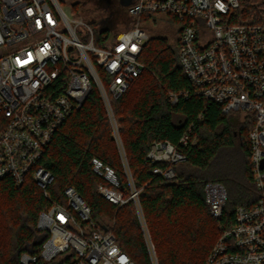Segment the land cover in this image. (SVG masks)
Listing matches in <instances>:
<instances>
[{
  "label": "built area",
  "instance_id": "obj_1",
  "mask_svg": "<svg viewBox=\"0 0 264 264\" xmlns=\"http://www.w3.org/2000/svg\"><path fill=\"white\" fill-rule=\"evenodd\" d=\"M238 6V0H132L127 12L133 26L110 32L97 46L93 25L68 16L58 0H0V180L20 185L31 178L49 198L53 176L38 162L53 133L93 85L115 127L111 99L145 68L139 54L149 34L139 18L164 14L175 20L176 57L189 82L188 89L170 92V101L198 95L223 112L239 111L241 118L249 114L254 120L248 140L257 200L235 208L233 224L217 237L203 264H264V23L233 22ZM98 69L105 73L104 85ZM188 140L184 134L178 144L154 141L146 158L164 166L151 173L173 178L171 164L186 160ZM90 162L103 181L100 195L118 207L134 201L151 264H157L137 190L132 187L126 196L113 167L96 156ZM204 193L210 216L220 219L225 187L208 182ZM64 198L38 214L36 229L44 236L39 258L46 264H135L111 229L92 218L74 187L64 189ZM35 260L27 252L19 258L21 264Z\"/></svg>",
  "mask_w": 264,
  "mask_h": 264
},
{
  "label": "trees",
  "instance_id": "obj_2",
  "mask_svg": "<svg viewBox=\"0 0 264 264\" xmlns=\"http://www.w3.org/2000/svg\"><path fill=\"white\" fill-rule=\"evenodd\" d=\"M131 1L95 3L103 14L91 22L98 27L95 45L102 46L109 38L108 30L133 26L125 8ZM238 1L233 22L264 23V0ZM153 16H140L141 25ZM139 60L145 68L119 98L110 101L115 127L93 85L81 107L53 133L38 162L53 176L47 187L49 198L31 178L20 185L9 178L0 180V264H21L23 252L37 257L29 264H46L39 258L44 236L36 229L37 217L51 201L65 202L67 186L74 187L91 207L96 222L111 229L135 264H151L134 201L118 207L98 193L103 181L92 171L93 156L114 168L126 196L132 187L137 190L157 264H203L217 237L233 224L235 208L255 203L258 191L250 170L248 140L254 124L251 115L240 119L236 112H223L198 95L181 96L172 103L169 93L188 89L189 82L164 35L149 36ZM97 73L106 84L105 73L101 69ZM184 134L189 136L183 148L187 158L171 164L173 178L151 173L154 166H164L146 158L151 144H178ZM208 182H220L226 189L220 219L210 216L204 200Z\"/></svg>",
  "mask_w": 264,
  "mask_h": 264
},
{
  "label": "rangeland",
  "instance_id": "obj_3",
  "mask_svg": "<svg viewBox=\"0 0 264 264\" xmlns=\"http://www.w3.org/2000/svg\"><path fill=\"white\" fill-rule=\"evenodd\" d=\"M58 1L61 5L62 9L64 10V12L68 16L83 18L86 21H88L89 23H91V22L95 23L98 16L103 15L101 13V11L97 10L96 5L93 1H89L88 3H84L82 5L80 3H77L76 2L77 0H58ZM74 3H77V4L75 5ZM127 7H128V4H125V8H127ZM85 17H87V19ZM142 25H143V28L149 34V36L158 35V34L164 35V36L168 37V40L170 41L172 46L175 47L177 36H176V30H175L176 25H175L174 18L167 16V15H164V14L156 15V16H153L152 20L147 21ZM97 28L98 27L96 26V28H95L96 34L98 31ZM125 28H126V26L120 25L116 29V31H121ZM108 31L111 32V30H108ZM174 50H175V48H174ZM235 112L239 116L241 115V112H239V111H235ZM241 116H240V119H243V118H241ZM224 154H226V153L225 152L223 153V157H224ZM122 159H124V158H122ZM225 159H226V157H225ZM106 222L109 225L112 224V222H110V223L108 221H106Z\"/></svg>",
  "mask_w": 264,
  "mask_h": 264
},
{
  "label": "flooded vegetation",
  "instance_id": "obj_4",
  "mask_svg": "<svg viewBox=\"0 0 264 264\" xmlns=\"http://www.w3.org/2000/svg\"><path fill=\"white\" fill-rule=\"evenodd\" d=\"M89 1H93L94 3H98L100 0H77V3H80L81 5L84 3H88ZM107 3H112L113 0H105ZM177 35V33H176Z\"/></svg>",
  "mask_w": 264,
  "mask_h": 264
}]
</instances>
